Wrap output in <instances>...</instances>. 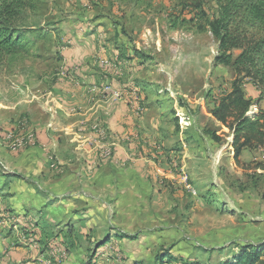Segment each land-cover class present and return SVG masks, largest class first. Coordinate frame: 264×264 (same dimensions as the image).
<instances>
[{"label":"rangeland","instance_id":"rangeland-1","mask_svg":"<svg viewBox=\"0 0 264 264\" xmlns=\"http://www.w3.org/2000/svg\"><path fill=\"white\" fill-rule=\"evenodd\" d=\"M217 16L179 0H34L19 23L29 51L0 63V264H236L251 250L264 261V151L236 160L210 114L235 81L263 109L264 93L217 62ZM73 83L129 103L122 197L96 201L79 169L65 184L69 169L37 143L30 101Z\"/></svg>","mask_w":264,"mask_h":264},{"label":"crops","instance_id":"crops-1","mask_svg":"<svg viewBox=\"0 0 264 264\" xmlns=\"http://www.w3.org/2000/svg\"><path fill=\"white\" fill-rule=\"evenodd\" d=\"M92 83L93 79L88 78L86 84L91 87ZM84 86L85 83L83 86L75 83L74 88L62 85L54 91L43 89L27 108L35 116L32 120L38 132V145L45 150H54L64 168L69 169L70 176L64 177L65 184L76 185V172L72 170L79 169L80 186L96 201L104 202L115 192L122 197L124 193L117 191L116 185H133L127 180L130 166L121 163L127 162L131 153L125 146L134 132L135 120L128 101L116 99L112 94H101L99 88L95 91ZM246 97L254 103L259 100L255 93ZM256 98L258 100L254 101ZM256 105L264 110L260 108V101ZM111 144L117 148L106 147ZM118 165L122 168V176L116 182L112 171L115 172ZM84 200L89 202L90 198ZM88 208L90 211L96 209L91 205Z\"/></svg>","mask_w":264,"mask_h":264},{"label":"trees","instance_id":"trees-1","mask_svg":"<svg viewBox=\"0 0 264 264\" xmlns=\"http://www.w3.org/2000/svg\"><path fill=\"white\" fill-rule=\"evenodd\" d=\"M33 2L0 0V63L7 56L29 51L19 23ZM179 4L182 11L202 15L205 6L216 5L218 16L208 28L218 43L217 62L231 66L236 74L246 75L264 93V0H179ZM255 105L235 81L233 90L210 109L212 118L233 136L238 161L245 150L264 151V111L258 109L255 113ZM257 167L264 172V159ZM237 260L236 264H264L261 254L254 250L244 252Z\"/></svg>","mask_w":264,"mask_h":264}]
</instances>
